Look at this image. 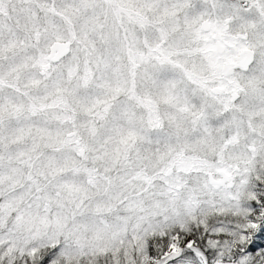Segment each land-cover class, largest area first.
<instances>
[{
	"label": "snow or ice",
	"instance_id": "1",
	"mask_svg": "<svg viewBox=\"0 0 264 264\" xmlns=\"http://www.w3.org/2000/svg\"><path fill=\"white\" fill-rule=\"evenodd\" d=\"M242 139L264 146V0H0V264H156L146 238L179 216L144 206L156 182L175 202L188 188L170 177L198 170L193 153ZM156 159L168 165L151 174ZM127 211L121 248L69 255ZM244 230L241 264H264V221ZM172 239L163 264H183Z\"/></svg>",
	"mask_w": 264,
	"mask_h": 264
},
{
	"label": "clouds",
	"instance_id": "2",
	"mask_svg": "<svg viewBox=\"0 0 264 264\" xmlns=\"http://www.w3.org/2000/svg\"><path fill=\"white\" fill-rule=\"evenodd\" d=\"M197 157V169L191 173H175L173 172L170 179L179 177V181L188 188V192L183 197H179L175 202L170 201L167 193V184L156 182L152 188L155 196H149L144 201L145 207H151L153 202L159 203L161 208L173 209L179 213L174 222L163 225V230L168 231L178 223H188L199 221L201 224H207L220 218H238L246 222L247 213L242 209L243 201L252 200L251 186L253 184L264 183V146H257V150L252 153L247 150L244 140L239 144L225 148L220 140L214 145L193 153ZM168 165L166 159H156L152 161L149 172L156 174L159 170H163ZM238 166V171L235 169ZM220 167L233 169L232 178H226L217 174L216 169ZM211 173V175H209ZM216 179L223 181L218 185H213L211 181ZM131 187V186H130ZM189 198L193 203L189 204ZM223 210L221 215L218 211ZM121 220L117 221L115 217H105L107 223H100L94 227H90L87 237L81 239L78 244L75 240H70L68 252L73 259L79 254L81 245L91 249L94 246H104L113 251L121 248L119 241L126 239L123 234L124 219L131 218L135 213L131 211L119 214ZM195 217V220H193ZM153 222L154 218H153ZM144 227L143 225L141 226ZM150 236V232L147 233ZM6 239L15 241V247L26 248L31 241L26 242V236L21 235L18 231H13L11 236L5 232ZM130 260L132 257V249H127ZM87 259V257H85ZM119 259L114 256L111 264ZM139 259V257H138ZM17 264H22L17 260ZM78 264V262H77ZM89 264H96L95 258L89 261Z\"/></svg>",
	"mask_w": 264,
	"mask_h": 264
},
{
	"label": "trees",
	"instance_id": "3",
	"mask_svg": "<svg viewBox=\"0 0 264 264\" xmlns=\"http://www.w3.org/2000/svg\"><path fill=\"white\" fill-rule=\"evenodd\" d=\"M252 195L255 197L252 200L243 201L241 204L242 209L247 213V223H259L264 221V183L253 184L251 186ZM244 221L238 218H220L211 221L207 224H201L199 221H192L185 224V228L181 229L179 224L174 225L167 231L165 237H148L146 238V254L149 255L150 262L161 264L164 258V252L171 242L173 236L177 238V242L181 245L184 239L191 240L192 250L198 253L201 257L202 264H241V261L246 257L254 255L248 252L251 240L253 239L254 232H245L242 226ZM218 229H223V232H218ZM259 231V227L254 230ZM244 235L248 239L244 245L235 243L239 236ZM155 239L159 242L153 244L151 249L147 246V240ZM167 239V243H165ZM225 243L228 248L225 249ZM213 244L216 246L213 247ZM181 255L186 259L183 264H199V261L192 253L183 249ZM113 258L107 256L102 257L99 264H111ZM167 264H171L168 261Z\"/></svg>",
	"mask_w": 264,
	"mask_h": 264
},
{
	"label": "rangeland",
	"instance_id": "4",
	"mask_svg": "<svg viewBox=\"0 0 264 264\" xmlns=\"http://www.w3.org/2000/svg\"><path fill=\"white\" fill-rule=\"evenodd\" d=\"M173 243V239H171V242H170V244L168 245V247H167V249H166V251L164 252V258L166 257V256H168V254H169V252H170V248H171V244ZM188 244H191V240L189 239V238H186V239H184V241H183V243L180 245V246H187L188 247ZM188 248H190V249H192V246L191 247H188ZM183 249H186V248H183ZM182 249V250H183ZM181 250V251H182ZM188 250V249H187ZM165 261V260H164Z\"/></svg>",
	"mask_w": 264,
	"mask_h": 264
},
{
	"label": "water",
	"instance_id": "5",
	"mask_svg": "<svg viewBox=\"0 0 264 264\" xmlns=\"http://www.w3.org/2000/svg\"><path fill=\"white\" fill-rule=\"evenodd\" d=\"M183 248L188 249V250L192 253V255L198 259L199 263L202 264L201 257H200V255H199L198 253L194 252L192 249L188 248L187 246H184V245L181 246V250H182ZM167 262H168V261H167ZM161 264H163V263H161ZM223 264H231V263H223Z\"/></svg>",
	"mask_w": 264,
	"mask_h": 264
}]
</instances>
